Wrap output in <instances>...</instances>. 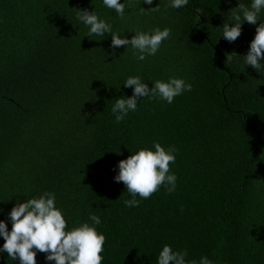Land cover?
<instances>
[{
  "label": "trees",
  "instance_id": "trees-1",
  "mask_svg": "<svg viewBox=\"0 0 264 264\" xmlns=\"http://www.w3.org/2000/svg\"><path fill=\"white\" fill-rule=\"evenodd\" d=\"M120 2L123 18L103 0H0V220L11 230L12 207L49 192L66 230L86 222L106 237L102 264H158L164 245L186 250V264H264V72L224 63L247 53L257 25L244 21L235 42L221 34L231 9L251 0ZM79 10L129 40L157 28L171 35L141 61L110 33L87 36ZM130 76L192 88L172 103L137 98L118 123L112 107L132 96ZM153 142L177 149L176 189L126 207L133 197L114 179L118 162ZM45 255L37 264H55ZM0 264L19 260L3 252Z\"/></svg>",
  "mask_w": 264,
  "mask_h": 264
},
{
  "label": "clouds",
  "instance_id": "clouds-1",
  "mask_svg": "<svg viewBox=\"0 0 264 264\" xmlns=\"http://www.w3.org/2000/svg\"><path fill=\"white\" fill-rule=\"evenodd\" d=\"M144 3L151 5L152 0H144ZM187 4L188 0H171L170 6L181 8ZM103 5L114 9L121 18L124 17L125 5L120 0H103ZM152 10L158 11L159 8L154 7ZM262 10L264 0H251L250 5L239 2L237 7L231 9V26L225 22L221 29L223 38L228 42H235L240 37L244 21L257 26L247 53L243 57L235 52L228 53L225 64L242 61V67L250 65L256 71L264 72V64L261 63L264 60V22L257 24L258 20L261 21ZM78 19L89 27L87 36L102 38L106 33H110L113 47L131 45L141 61L146 55H155L162 42L171 35L169 28H157L152 34L137 31L129 40L113 33L111 25L99 19L94 12L79 10ZM124 84L126 87H132L133 94L116 99L112 112L118 123L124 120L129 111L137 109V98L159 97L172 103L176 96L185 90L191 91L192 88L185 80L174 77L166 82L156 80L151 88L139 76L128 77ZM153 143L154 151L142 148L118 162L119 172L114 179L123 182L127 192L133 197L124 201L126 207H138L139 201L135 198L137 195L141 199H148L161 186H165L168 193L176 189L177 177L170 174V163L175 162L174 153L177 149L170 146L166 150L160 143ZM67 164L68 162L63 163L64 166ZM9 217L11 230L0 220V236L4 239L0 253L6 252L12 260L18 259L19 264H37V252L46 254V260L54 261L55 264H102L101 253L106 237L86 222L66 230V220L61 210L55 207L54 193L45 192L39 198L15 204L9 212ZM90 219L94 224H100V218L95 214H91ZM186 255V250L173 251L169 245H164L159 252L158 264H186ZM200 264H212V261L201 257Z\"/></svg>",
  "mask_w": 264,
  "mask_h": 264
}]
</instances>
